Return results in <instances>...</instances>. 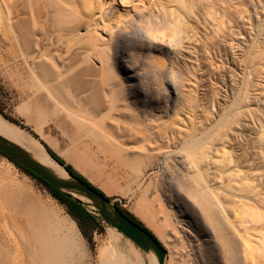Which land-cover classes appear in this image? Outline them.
I'll use <instances>...</instances> for the list:
<instances>
[{
  "label": "bare ground",
  "instance_id": "obj_1",
  "mask_svg": "<svg viewBox=\"0 0 264 264\" xmlns=\"http://www.w3.org/2000/svg\"><path fill=\"white\" fill-rule=\"evenodd\" d=\"M171 1L0 0V70L31 102L26 117L32 124L63 113L76 128L95 132L94 141L109 146L120 162L142 166L144 173L156 170L168 219L190 247L189 233L207 227L218 240L207 245L211 259L195 264H264V0H200L210 5L206 11L229 17L230 28L224 27L241 45L247 76L238 87L227 84V100L212 119L190 113L160 126L153 107L136 102L144 91L136 84L142 74L134 54L140 44L181 55L182 37L174 42L159 31L169 23L178 31ZM246 11L250 39L241 27ZM199 14L209 30L210 19L218 20L214 12L210 19ZM161 70L171 77L175 72L169 63ZM252 107L256 115L249 117ZM118 115L143 124L142 139L137 130L120 133L106 122ZM0 134L57 177H69L38 140L1 114ZM174 173L181 178L175 181ZM101 255L104 264H138L118 248ZM0 264H89V257L73 220L0 184Z\"/></svg>",
  "mask_w": 264,
  "mask_h": 264
},
{
  "label": "rangeland",
  "instance_id": "obj_2",
  "mask_svg": "<svg viewBox=\"0 0 264 264\" xmlns=\"http://www.w3.org/2000/svg\"><path fill=\"white\" fill-rule=\"evenodd\" d=\"M186 1H171L172 13L174 11L173 14L178 16V31L174 23L161 25L159 29L160 34H166L174 42H178L182 37L181 55L178 57L174 52L167 55L160 50L142 47L140 44L136 45L134 54V62L138 63L137 69L142 74L136 84L139 90L144 91V95L138 96L136 102L138 105L146 104L153 107L160 126L171 124L174 119L192 113L201 116L205 112L208 118L212 119L217 109L223 107L227 100L228 85H242V80L247 76L243 70L244 54L235 34L229 29V17H221L211 7H209L211 11H206L210 6L206 2L204 6L200 0H195L196 3L195 1L192 3V0L190 3ZM199 3L203 5L199 6ZM192 4H196L194 9ZM241 6L238 7L239 12L241 8L246 9L244 5L241 4ZM195 9L198 11L195 12ZM199 12L209 19L212 12L215 14L212 18L218 17V20H213L214 22L210 19L214 32L206 27ZM242 14H245L242 22L240 21L242 31L250 39L253 33L251 19L247 11ZM226 22L227 24L220 25ZM164 63L173 65L175 72L172 77L161 70ZM160 64L162 67H157ZM4 73L1 69L0 114L38 140L52 158L49 149L56 152L66 163L71 164L80 174L107 194L114 203H118L148 227L167 251L166 264H195L196 258L199 259L198 261H203V258L211 259L207 245H216L218 240L207 227L197 233H189L193 241L192 248L190 247L178 228H175L173 222L171 223L168 219L169 208L166 206L164 194L157 187L160 179L159 176L157 177L156 170H148L144 173L142 166L139 168L130 163L120 162L116 152L109 146L105 147L95 142V132L93 133L91 129L88 131L76 128V122L63 113L43 117L38 127L32 124L26 117V109L32 105L31 102L18 96L17 87L8 83ZM175 89L178 90V94H175ZM35 105L37 106L33 104L34 107ZM255 109L248 108L247 116L249 114V117L251 115L253 117ZM106 122L120 133L137 130V137L142 139L143 132L140 133V131L144 128L143 124L137 123L130 117L120 115L117 119H106ZM233 129L230 128L227 133H233ZM97 137L101 138L100 134ZM137 145L139 143L132 152L138 150ZM53 159L60 164L55 158ZM173 177L175 181L181 178L175 173ZM170 179L171 176L168 175L166 180ZM193 181L191 180L190 183L196 184ZM0 184L10 191L23 190L40 206L73 220L85 243L89 264H104L101 253L107 255L114 248L129 252L138 264H153L151 260L153 253L145 252L124 234L119 233L120 231L98 215L92 206L85 204L93 214L103 219H99V225L95 228L74 217L69 207L58 199L44 182L1 152Z\"/></svg>",
  "mask_w": 264,
  "mask_h": 264
},
{
  "label": "water",
  "instance_id": "obj_3",
  "mask_svg": "<svg viewBox=\"0 0 264 264\" xmlns=\"http://www.w3.org/2000/svg\"><path fill=\"white\" fill-rule=\"evenodd\" d=\"M0 150L57 189L65 191L71 194L72 197L81 200L84 204L92 206L98 215L128 237L140 249L145 252H153L158 264H166L167 251L157 236L155 235V238L119 209L107 194H103L87 185L68 172L66 168L69 177L67 179L57 177L47 167L36 161L22 146L1 134ZM82 196L89 199V201L83 200Z\"/></svg>",
  "mask_w": 264,
  "mask_h": 264
},
{
  "label": "trees",
  "instance_id": "obj_4",
  "mask_svg": "<svg viewBox=\"0 0 264 264\" xmlns=\"http://www.w3.org/2000/svg\"><path fill=\"white\" fill-rule=\"evenodd\" d=\"M0 152L2 154L6 155L3 151L0 150ZM49 152L53 156V158H55L60 164H62V166H64L68 170V172H70L73 176L79 178L80 180H82L87 185L95 188L97 191L104 194V192L100 188H98L92 182H90L84 175L80 174L71 164L66 163L65 160L62 157H60L56 152H54L51 149H49ZM6 156L9 159H11L14 163H16L17 165L22 167L24 170H26L28 173L34 175L35 177L39 178L42 182H44L45 185L51 190V192L58 199H60L62 202H64L69 207V209H70L71 213L74 215V217L78 218L80 221H83V222H85V223H87L90 226L95 228L99 225V219L103 220L100 216H96L95 214H93L81 200H78V199L72 197L71 194H69L65 191L57 189L56 187H54L50 183L46 182L45 180H43L39 176L35 175L30 170H28V169L24 168L23 166H21L20 164H18L10 156H8V155H6ZM115 204L118 206L119 209H121L123 212H125L136 223H138L140 226H142L145 230H147L149 233H151L156 238L155 234L148 227H146L140 220H138L137 218L132 216L129 212L124 210L118 203H115Z\"/></svg>",
  "mask_w": 264,
  "mask_h": 264
}]
</instances>
